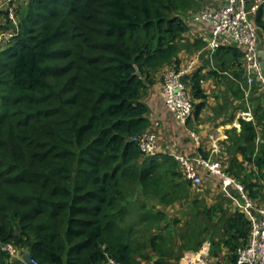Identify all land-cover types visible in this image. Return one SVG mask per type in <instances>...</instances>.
Instances as JSON below:
<instances>
[{
    "label": "trees",
    "instance_id": "trees-1",
    "mask_svg": "<svg viewBox=\"0 0 264 264\" xmlns=\"http://www.w3.org/2000/svg\"><path fill=\"white\" fill-rule=\"evenodd\" d=\"M213 1L26 0L17 25L0 10V35L13 34L0 42V245L38 264H183L210 241L214 264H238L246 213L193 198L185 229L166 227V207L190 201L191 185L174 155L144 154L136 139L151 130L144 95L154 75L183 65L185 14ZM256 22L264 26L262 10ZM189 77L196 115L207 95L201 75ZM256 115L231 136L227 169L254 199L264 189V107ZM0 264L27 263L0 248Z\"/></svg>",
    "mask_w": 264,
    "mask_h": 264
},
{
    "label": "crops",
    "instance_id": "crops-1",
    "mask_svg": "<svg viewBox=\"0 0 264 264\" xmlns=\"http://www.w3.org/2000/svg\"><path fill=\"white\" fill-rule=\"evenodd\" d=\"M261 10L264 21V7ZM191 19L190 13H186L188 30L185 38L189 48L180 54L179 62L186 64L189 60L197 59L194 70L188 76L201 75L200 85L207 95L206 104L198 114L192 115L186 124L178 122L167 108L163 96L164 76L168 69L173 68L172 65H168L154 75V82L149 85L144 95L149 108L151 131L158 136V154L174 156L183 154L190 158L220 159L223 166L228 169L231 158L234 157L230 154L231 136L241 133V119L257 124L256 113L259 106L264 107V95L255 86L247 95L249 87L245 78L243 56H233L232 49L229 48L220 47L214 51L207 48L206 43L200 38L201 27ZM259 37L260 47L264 51V26L259 27ZM196 42L200 47L195 44ZM240 52L242 54V51ZM191 131L195 132L198 140L191 135ZM261 141L259 133L257 142ZM237 156L239 160L243 159L241 154ZM245 165L249 170L254 168L253 165L247 163ZM198 169L204 179L203 189L209 191L212 198L211 203H207L206 197H203L205 203L214 204L223 201L231 213L243 210L235 200L224 193L218 177L212 175L205 167ZM261 197L260 195L259 198L252 200L260 203ZM205 243L209 245L208 257L207 259L204 257V260L207 264H214L215 259L210 256L211 243L210 241ZM190 252L195 253V251H186L182 262L190 257ZM225 254L226 249L223 250L221 257Z\"/></svg>",
    "mask_w": 264,
    "mask_h": 264
},
{
    "label": "built area",
    "instance_id": "built-area-1",
    "mask_svg": "<svg viewBox=\"0 0 264 264\" xmlns=\"http://www.w3.org/2000/svg\"><path fill=\"white\" fill-rule=\"evenodd\" d=\"M11 0H9L10 3ZM8 7L9 17L17 25L15 11ZM264 7V0H214L212 5L202 4L196 11H191L190 17L201 27L200 38L206 47L214 51L221 46H236L243 54L245 63V78L248 92L255 86L264 95V67L262 65V49L260 47L259 26L256 19ZM0 35V42H7L13 36L11 32ZM197 59L189 60L179 69L167 70L163 80V96L169 111L181 124H186L193 114L194 99L185 77L191 73ZM196 140L198 137L191 131ZM139 147L144 154L154 155L158 149V136L154 131H145L136 137ZM182 166L184 176L191 188L200 190L204 183L199 174V167H205L221 180L225 194L235 200L244 210L251 222V236L247 245L238 249V264H264V189L262 201L256 203L248 194L245 185L223 166L220 159L190 158L183 154H175ZM14 258L24 260L23 253L12 244L0 245ZM25 261V260H24ZM26 262V261H25ZM33 264L38 262L32 258ZM109 264H121L109 258Z\"/></svg>",
    "mask_w": 264,
    "mask_h": 264
},
{
    "label": "rangeland",
    "instance_id": "rangeland-1",
    "mask_svg": "<svg viewBox=\"0 0 264 264\" xmlns=\"http://www.w3.org/2000/svg\"><path fill=\"white\" fill-rule=\"evenodd\" d=\"M24 2H26V0H11L10 3H9V0H0V10L1 9L8 10L7 6L12 7L15 11V16H16L17 21H18L17 6L24 4ZM0 21L3 24H6L7 18L4 15L0 14ZM1 31H2L3 38H4L3 41H5L7 38H6V36H4V34L9 33V32L5 31V30H1ZM209 193L210 192L209 191L207 192L206 190H204L203 187H201L200 190H193L191 188V194L190 195H191V198H194V199L197 198L199 200L205 199L203 197H206L207 203H211L212 198L210 197ZM139 195H140V193H139ZM207 196H208V198H207ZM137 198L142 204L146 202L147 206L152 205L155 202L154 201L155 199H153V198L145 199V200L140 199V197H137ZM191 198H190V201L177 202L171 206L166 207V211L168 213V218H169L166 220V224H165L166 227H170V228L174 229L176 226V229H180V228L185 229V225H184L185 220L191 215L192 212H194V209L192 207L193 205H192V199ZM261 201H262V198H260V202ZM159 207H161V206H159ZM178 219L180 221L179 224L178 225L173 224L175 222V220H178ZM208 245H209V243H205L203 248H201L199 251H196L195 253L192 252L193 254L190 252L189 253L190 257H187V259L185 258V260L183 261L184 264H207L204 260V257L206 259L208 257V255H207ZM201 256H202V258H201ZM146 264H148V263H146Z\"/></svg>",
    "mask_w": 264,
    "mask_h": 264
},
{
    "label": "water",
    "instance_id": "water-1",
    "mask_svg": "<svg viewBox=\"0 0 264 264\" xmlns=\"http://www.w3.org/2000/svg\"><path fill=\"white\" fill-rule=\"evenodd\" d=\"M261 55H262V65L264 67V51L261 52ZM23 257H24V260L26 261L27 264H33L32 262V253L27 251V252H24L23 253Z\"/></svg>",
    "mask_w": 264,
    "mask_h": 264
}]
</instances>
